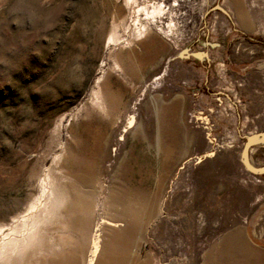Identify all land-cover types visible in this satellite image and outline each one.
Segmentation results:
<instances>
[{"label": "rangeland", "instance_id": "obj_1", "mask_svg": "<svg viewBox=\"0 0 264 264\" xmlns=\"http://www.w3.org/2000/svg\"><path fill=\"white\" fill-rule=\"evenodd\" d=\"M247 36L264 0H0V264H264V123L203 110Z\"/></svg>", "mask_w": 264, "mask_h": 264}, {"label": "crops", "instance_id": "obj_2", "mask_svg": "<svg viewBox=\"0 0 264 264\" xmlns=\"http://www.w3.org/2000/svg\"><path fill=\"white\" fill-rule=\"evenodd\" d=\"M257 45L261 50H257L256 53L260 55L240 63L231 58L211 56L209 60L211 74L207 78L206 85L212 89V92L204 95V111L211 112L214 107L228 103L238 111L237 117H232V121L238 126L244 128L246 124L254 123L255 127H258L260 122L264 123V55L261 54L264 53V45ZM222 65L227 67L229 73L216 79ZM245 112L247 115L244 114ZM209 123L211 120L208 118L206 124Z\"/></svg>", "mask_w": 264, "mask_h": 264}, {"label": "bare ground", "instance_id": "obj_3", "mask_svg": "<svg viewBox=\"0 0 264 264\" xmlns=\"http://www.w3.org/2000/svg\"><path fill=\"white\" fill-rule=\"evenodd\" d=\"M128 3H132L134 2V0H127ZM139 11L143 12V14H145L147 17H152L154 18L156 15H160L163 14L162 12V8L160 6H155L153 7V9L151 11L147 10L146 8H141L139 9ZM144 25V24H143ZM150 32V28H147V26H142V27H137V29L135 30V36H134V40L138 41L141 40L142 38L146 37L147 33ZM166 33L168 34V36H177L176 34V24L174 22V20L169 21V23L167 24V31ZM113 38V37H112ZM110 37V41H112V39ZM153 52L151 51L148 55V57H145L139 64V69L140 71H147L149 68V65H152L154 62V57H153ZM145 61V62H143ZM141 76V75H140ZM162 79V76H156L155 82H158ZM146 91V89L144 90ZM134 124V120L133 118H131L128 123L127 126L128 127H132ZM123 137V136H122ZM165 158L162 160V165L166 166L168 164V162L172 159L171 155H168L167 153L165 154ZM233 238V235H232ZM233 246L235 249L239 250V247L237 246V244L235 243V241L232 242ZM17 248H19V246H17Z\"/></svg>", "mask_w": 264, "mask_h": 264}, {"label": "water", "instance_id": "obj_4", "mask_svg": "<svg viewBox=\"0 0 264 264\" xmlns=\"http://www.w3.org/2000/svg\"><path fill=\"white\" fill-rule=\"evenodd\" d=\"M212 47H217L219 44H211ZM184 53H187V50L184 51ZM193 56L203 59L202 55L200 53L192 54ZM190 57V56H188ZM205 57H207L208 61L210 58L207 54H205ZM244 146L241 152V161L244 165V167L249 171L250 173L254 175H264V166H255L251 161V152L254 147H260L264 146V131L262 132H255L249 135L243 136Z\"/></svg>", "mask_w": 264, "mask_h": 264}, {"label": "trees", "instance_id": "obj_5", "mask_svg": "<svg viewBox=\"0 0 264 264\" xmlns=\"http://www.w3.org/2000/svg\"><path fill=\"white\" fill-rule=\"evenodd\" d=\"M247 39L251 40L254 43L263 44L264 45V40H262V39H254V38H251L249 36H247Z\"/></svg>", "mask_w": 264, "mask_h": 264}, {"label": "built area", "instance_id": "obj_6", "mask_svg": "<svg viewBox=\"0 0 264 264\" xmlns=\"http://www.w3.org/2000/svg\"><path fill=\"white\" fill-rule=\"evenodd\" d=\"M224 65H222V67H223ZM223 72L225 73V71L223 70Z\"/></svg>", "mask_w": 264, "mask_h": 264}, {"label": "flooded vegetation", "instance_id": "obj_7", "mask_svg": "<svg viewBox=\"0 0 264 264\" xmlns=\"http://www.w3.org/2000/svg\"><path fill=\"white\" fill-rule=\"evenodd\" d=\"M225 74V73H224Z\"/></svg>", "mask_w": 264, "mask_h": 264}]
</instances>
